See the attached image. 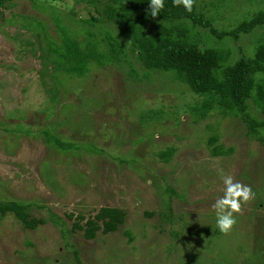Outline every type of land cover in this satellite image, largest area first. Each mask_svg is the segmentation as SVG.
<instances>
[{
  "label": "rangeland",
  "instance_id": "rangeland-1",
  "mask_svg": "<svg viewBox=\"0 0 264 264\" xmlns=\"http://www.w3.org/2000/svg\"><path fill=\"white\" fill-rule=\"evenodd\" d=\"M108 2L12 0L0 8V199L28 204L30 216L44 220L28 229L10 213L0 217V264H264V129L251 135L217 109L200 117L204 97L173 72L144 67L107 17ZM194 4L217 31L264 10V0ZM185 24L199 50L230 52L225 65L264 41V26L236 39ZM143 27L152 34L156 25ZM61 28L105 53L112 40L118 60L67 73L54 52ZM45 131L70 148L47 143ZM213 145L227 152L214 155ZM169 149L166 159L158 155ZM226 175L255 193L227 234L212 208ZM104 206L123 209L124 223L86 239L75 224Z\"/></svg>",
  "mask_w": 264,
  "mask_h": 264
},
{
  "label": "trees",
  "instance_id": "trees-1",
  "mask_svg": "<svg viewBox=\"0 0 264 264\" xmlns=\"http://www.w3.org/2000/svg\"><path fill=\"white\" fill-rule=\"evenodd\" d=\"M11 1L0 0V8ZM148 4L149 0H112V4L108 2L105 5L109 11L107 17L118 25L119 34L130 39L127 49L135 54L136 59L149 70L173 72L193 93L203 96V101L197 107L200 117L217 109L221 113L239 117L247 125L251 135L259 133V129H264V120L257 119L250 113L248 105V101L252 100L254 105L264 112V41L254 48L251 56L243 54L225 65L222 62L230 52L215 47L199 50L194 41L188 38V27L185 24V21L189 20L192 26L209 27L219 38L229 35L239 39L240 33H253L257 27L264 26V10L255 12L230 31H217L210 20L196 10L195 4L192 11L188 12L183 5L175 6L173 0H164L165 6L155 18L148 11ZM148 21L156 25L152 34L142 33L143 26ZM173 21L179 22L168 25ZM61 32V43H56L58 45L54 52L59 55L57 63L61 61L60 57H65L68 64L65 67L66 72L73 76H83L92 65H104L110 58L118 60L120 48L111 39L109 52L105 53L98 43L94 44L91 39L77 40L62 28ZM62 46L66 48V53H63ZM217 73L223 77L222 82L218 81ZM43 135L46 142L53 141L55 146L61 149L70 148V144L60 140L58 136L50 135L47 131ZM216 139L217 136H211L209 144H214ZM171 152L169 149L159 152L158 155L166 159ZM226 152L221 146L212 147L214 155ZM29 206L13 199H0V217L10 213L23 227L34 229L44 220L30 216ZM124 221L123 209L104 206L84 224L76 223L75 226L83 230L86 239H92L97 231H116Z\"/></svg>",
  "mask_w": 264,
  "mask_h": 264
},
{
  "label": "clouds",
  "instance_id": "clouds-1",
  "mask_svg": "<svg viewBox=\"0 0 264 264\" xmlns=\"http://www.w3.org/2000/svg\"><path fill=\"white\" fill-rule=\"evenodd\" d=\"M195 0H173L175 6L183 5L186 11L191 12ZM54 7H62L59 3H54ZM164 0H149L148 11L153 18L157 17L164 8ZM68 8L72 4L67 5ZM223 179V195L215 200L212 208L216 213V226L220 232L227 234L236 223L235 215L242 210V203H247L255 198V193L251 186L234 181L233 176L226 175Z\"/></svg>",
  "mask_w": 264,
  "mask_h": 264
}]
</instances>
